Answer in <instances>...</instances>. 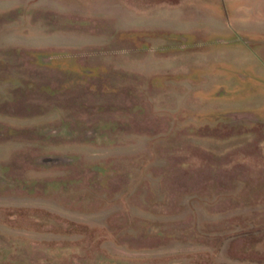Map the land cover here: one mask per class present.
<instances>
[{
	"label": "rangeland",
	"instance_id": "rangeland-1",
	"mask_svg": "<svg viewBox=\"0 0 264 264\" xmlns=\"http://www.w3.org/2000/svg\"><path fill=\"white\" fill-rule=\"evenodd\" d=\"M264 0H0V264H264Z\"/></svg>",
	"mask_w": 264,
	"mask_h": 264
},
{
	"label": "trees",
	"instance_id": "trees-1",
	"mask_svg": "<svg viewBox=\"0 0 264 264\" xmlns=\"http://www.w3.org/2000/svg\"><path fill=\"white\" fill-rule=\"evenodd\" d=\"M264 239V238H263Z\"/></svg>",
	"mask_w": 264,
	"mask_h": 264
}]
</instances>
